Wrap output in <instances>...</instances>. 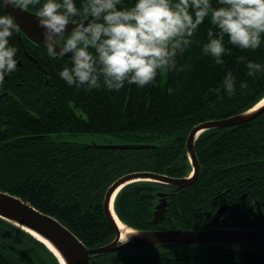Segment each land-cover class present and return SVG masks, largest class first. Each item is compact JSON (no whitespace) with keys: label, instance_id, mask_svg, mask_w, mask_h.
Returning <instances> with one entry per match:
<instances>
[{"label":"trees","instance_id":"obj_1","mask_svg":"<svg viewBox=\"0 0 264 264\" xmlns=\"http://www.w3.org/2000/svg\"><path fill=\"white\" fill-rule=\"evenodd\" d=\"M39 7L40 3H34L28 9L37 12ZM209 26L207 20L200 25L179 61L191 65L190 69L162 74L152 86L119 90L68 85L57 73L70 57H51L45 46L33 45L23 36L19 40L14 33L10 41L18 47L22 61L18 73L22 96L18 105L8 97L14 96L15 87H4L9 90L5 95L0 90V114L6 118L0 128V190L53 215L88 247L110 241L114 231L106 221L102 201L115 179L141 170L185 175L190 165L182 154L189 130L199 122L236 114L264 96V71L249 76L245 62L237 59L243 55L264 62V44L244 50L229 45L232 52L224 56L223 65H217L202 50ZM25 49L35 62L25 55ZM229 68L237 78L235 93L212 91ZM169 85L172 93L167 91ZM26 133L36 136L22 143L3 142ZM84 133L154 146L112 148L58 137ZM194 150L199 175L169 195L162 219L152 220L159 182L149 180L127 183L117 191L113 208L118 218L139 229H201L210 224L218 206L213 203L223 201L214 196L227 188L229 201L241 192H246L248 201H258L261 212L257 205H248L242 227L264 231V111L245 122L202 131ZM231 206L236 212L235 205ZM0 224L8 227L0 233V243L17 254L10 259L18 257L19 264H59L31 235L1 218ZM263 246L190 243L131 247L97 253L90 264H264Z\"/></svg>","mask_w":264,"mask_h":264},{"label":"clouds","instance_id":"obj_2","mask_svg":"<svg viewBox=\"0 0 264 264\" xmlns=\"http://www.w3.org/2000/svg\"><path fill=\"white\" fill-rule=\"evenodd\" d=\"M34 3H40L37 16L47 54L70 57L58 76L88 90L143 88L162 74L190 69L179 61L206 20L210 26L202 50L217 65L232 52L229 45L244 50L264 44V0H0V85L18 67V47L10 37L20 26L8 8ZM237 59L245 62L249 76L264 71V62ZM236 79L226 69L212 91L231 95ZM167 91L174 89L169 85Z\"/></svg>","mask_w":264,"mask_h":264},{"label":"water","instance_id":"obj_3","mask_svg":"<svg viewBox=\"0 0 264 264\" xmlns=\"http://www.w3.org/2000/svg\"><path fill=\"white\" fill-rule=\"evenodd\" d=\"M8 10L15 16L20 30L18 33L29 42L43 44V28L39 23L37 12L28 8H12ZM70 23L66 31H70ZM68 56V55H65ZM152 86V84H151ZM264 96L250 107L227 117L211 119L195 124L188 132L185 147L193 169L192 174L182 177H171L152 171H132L115 179L106 189L102 207L106 221L114 231L113 238L101 245L86 246L66 225L53 215L44 213L28 201L15 194L0 190V218L13 224L41 242L56 258L59 264H90V259L100 252H108L130 247L156 246L168 244H190L200 242L234 241L264 244V231L256 229L206 228V229H139L122 222L113 208V200L117 191L125 184L137 180H149L167 183L175 188L190 185L199 175V162L194 152V141L204 130L235 125L248 121L264 111ZM0 119H2L0 117ZM93 145L112 148H145L154 146L149 142H117ZM159 197L153 209V221L164 217L166 210V194L158 192ZM225 205L216 209L212 215L215 221L223 212ZM119 221L125 226L119 227Z\"/></svg>","mask_w":264,"mask_h":264},{"label":"flooded vegetation","instance_id":"obj_4","mask_svg":"<svg viewBox=\"0 0 264 264\" xmlns=\"http://www.w3.org/2000/svg\"><path fill=\"white\" fill-rule=\"evenodd\" d=\"M16 36L19 40L22 38V36L18 32H17ZM29 43H31V42H29ZM31 44H33V43H31ZM33 45H35V44H33ZM36 46H38V45H36ZM24 53L27 57L31 58L33 60V62L36 61L35 57H33V55L30 54L27 49L24 50ZM21 64H22V61L18 57L17 69L14 72H12L9 76H7L5 78L4 83L2 85H0V90H2L4 87H7V88L15 87L16 88L15 90H12V93H14V96H8V97L13 99L16 103H18V105H19V96H22L21 95L22 92L19 91V84H20L21 80H19V74H18L19 73V66ZM47 81H48V79L45 78L44 82L47 83ZM8 91L9 90L3 89L1 91V95H5V93ZM0 117L2 118V119H0V128H1L4 126V123L6 122V118L3 114H0ZM31 136L34 137L36 135H34V134L30 135L27 133L26 134H19L17 137L5 139L3 142H19V143H22L25 140H27V138H29ZM194 152H195V150H194ZM182 157L186 158L188 160V163L190 165L189 170L187 171V173L185 175L183 174L181 176H171V177H182V176H188V175L192 174L193 169L191 166V162H190L186 147H185V153L182 154ZM14 174L16 175V173H14ZM17 174H19V172ZM160 174H164V173H160ZM20 175H22L23 177L28 176L26 173H20ZM164 175H167V174H164ZM167 176H170V175H167ZM28 179H29V177H26V181ZM156 186H157V189L155 191V194L157 197V201H158L159 197H161L160 195H158V192H164L166 194V199H168L169 195L175 193V191H177V190L181 191V189L186 187V186H184L183 188H175V186H173V185H170L167 183H162V182H159V184H157ZM235 190L238 191L239 189L237 188ZM6 192H8V191H6ZM217 196L222 197L221 200H223V201H219L218 203L215 202V203H213V205H218L217 208L222 206V205H225V208H224L222 214L215 221H212V215L216 211V209H217L216 208L210 217V224L207 225L206 227L201 228V229H206V228L249 229L248 227H242L243 226L242 224H244V222L246 221L247 216H248L247 206L251 205L253 208V205H257L258 212L259 213L261 212L258 201L257 200L256 201H248L246 192H241L238 197H235L234 201L227 200V198L230 196L229 192H227V188H225L224 190H222L221 192L216 194L214 197H217ZM157 201H156V203H157ZM231 205H235L236 212L232 211L233 206H231ZM166 206H167V202H166ZM228 220L233 222V224H232L233 226L229 225ZM238 221H240V223H238ZM169 229H176V228H167V230H169ZM161 230H165V229H161ZM5 231H8V227L4 224H0V233L1 232L4 233ZM200 243H213V244H219V245L229 244V245H236V246H240V247H246V246L251 245V244L252 245L253 244L263 245L262 243H244V242H234V241H215V242H200ZM168 245H179V244H168ZM12 255L17 256L16 252L9 251L8 249L5 248L3 243H0V264H11L10 260L13 262V264H19V258L18 257L14 258V259L9 258Z\"/></svg>","mask_w":264,"mask_h":264},{"label":"rangeland","instance_id":"obj_5","mask_svg":"<svg viewBox=\"0 0 264 264\" xmlns=\"http://www.w3.org/2000/svg\"><path fill=\"white\" fill-rule=\"evenodd\" d=\"M59 138L69 139L77 142H84V143H98V144H104V143H117V142H124L120 141L117 138H114L112 136H109L108 134H62L58 135ZM125 142H131V141H125ZM264 248V246H263Z\"/></svg>","mask_w":264,"mask_h":264},{"label":"bare ground","instance_id":"obj_6","mask_svg":"<svg viewBox=\"0 0 264 264\" xmlns=\"http://www.w3.org/2000/svg\"><path fill=\"white\" fill-rule=\"evenodd\" d=\"M263 101H264V99H263ZM119 227L122 229V230H124V228H125V226L119 221Z\"/></svg>","mask_w":264,"mask_h":264}]
</instances>
